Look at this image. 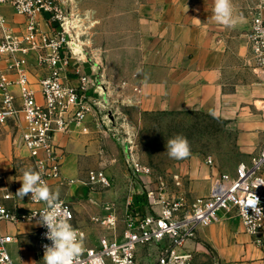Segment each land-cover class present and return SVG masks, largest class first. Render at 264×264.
Masks as SVG:
<instances>
[{"label": "crops", "instance_id": "1", "mask_svg": "<svg viewBox=\"0 0 264 264\" xmlns=\"http://www.w3.org/2000/svg\"><path fill=\"white\" fill-rule=\"evenodd\" d=\"M126 1L127 7L113 11L124 18L119 29L106 36L105 46H129L132 54L115 56L100 49L102 52H94L93 61L82 64L83 72L105 87L103 99L111 121L107 129L119 130L124 111L139 115L195 113L225 121L232 133V149L221 156H209L214 166L205 160V165L189 172L205 181L210 193L222 173L234 174L241 163L250 165L264 144V76L255 70L247 43L251 9L258 0H232L238 23L231 28L213 19V0ZM3 11L12 21H24L9 7ZM29 70L31 87L42 102L38 83L46 71L34 56ZM68 76L70 83H78L72 68ZM13 91L19 97V88L13 87ZM89 94L98 97L94 88ZM95 111L83 124H73L68 132L55 135L54 143L62 156L63 181L50 182L59 201L72 205L75 226L85 231L87 246H95L101 236L111 235L93 218L101 220L112 212L123 174L119 142L106 127H99L100 109L96 107ZM21 127L13 121L0 125V178L14 197L6 202L9 208L37 209L44 204L31 203L28 195L22 200L15 195L21 187L22 171H37L35 157L21 144ZM37 156L42 157V153ZM225 157L227 161L222 160ZM93 170H103L112 186L86 185ZM262 172L264 176V168ZM138 205L143 214L150 213L146 201ZM132 210L138 212L137 208ZM0 228L14 238L10 251L16 264H42L37 258L36 223ZM206 248L215 254L218 264H264V248L256 245L255 237L246 233L238 217L220 213L218 221L200 228L185 246L191 253H206Z\"/></svg>", "mask_w": 264, "mask_h": 264}, {"label": "built area", "instance_id": "2", "mask_svg": "<svg viewBox=\"0 0 264 264\" xmlns=\"http://www.w3.org/2000/svg\"><path fill=\"white\" fill-rule=\"evenodd\" d=\"M6 7L24 21H12L3 11ZM251 11L253 17L247 43L255 70L264 76V0H258ZM87 19L89 16L80 13L76 0H0V125L13 121L21 127V120H24L21 144L35 157L37 171L49 187L51 181H63L62 156L54 143L55 135L68 132L73 124H83L88 116L95 114L96 107L101 113L99 127L107 129L111 122L108 104L103 99L104 85L96 84L82 69L85 60L95 58L90 49L92 42L88 34L91 26ZM32 56L46 71L38 83L42 102L37 100L30 83ZM95 64L100 66L96 61ZM71 68L77 84L69 82ZM13 87L19 88V97ZM93 88L98 94L96 98L89 94ZM107 131L121 140L118 129ZM122 142L134 187L135 180L149 175L151 169L134 154L132 140L125 138ZM39 152L42 157L37 156ZM206 163L214 166L211 157ZM263 168L264 144L250 165L241 163L234 174L222 173L207 196L192 201L184 197L168 201L160 196L155 201L160 208L154 213L142 215L127 210L125 227L120 234L113 212L101 220L93 218L111 232V235L101 236L95 246H87L85 231L75 226L72 205L59 201L68 222L84 237V250L77 264H143L150 255L145 257L142 250L150 252L152 247L158 249V254L147 264H194L192 253L185 249L186 243L195 238L200 228L218 221L220 213L240 218L246 233L255 237L257 246L264 248ZM74 182L70 180V183ZM85 184L103 188L112 186L103 170L90 171ZM13 198L0 178V226L36 223L39 216L35 214L46 207L43 202H33L29 194L31 203L44 206L30 210L11 209L6 202ZM46 231L45 227L38 226L37 258L42 264V245L51 244L44 237ZM13 242L14 238L0 228V264H16L10 251Z\"/></svg>", "mask_w": 264, "mask_h": 264}, {"label": "rangeland", "instance_id": "3", "mask_svg": "<svg viewBox=\"0 0 264 264\" xmlns=\"http://www.w3.org/2000/svg\"><path fill=\"white\" fill-rule=\"evenodd\" d=\"M76 2L80 13L89 16L86 22L88 21L91 26L88 38L92 42L90 47L92 55L94 52H102L100 49L107 50V53L111 52L115 56L132 54L129 46H105L106 36L113 32V29L118 30L121 18H124L119 14H113V11L127 7L126 0H76ZM122 118L119 126L122 138L118 141V147L123 158L121 161L123 174L119 176L121 185L115 190L117 204L112 209L117 217V232L120 230L122 232L125 227V211L137 208L140 214H145L138 205L141 201H146L148 204L146 210L154 213V207L155 211L160 208V205L155 204L160 196H164L168 201L181 197L192 201L209 194L208 188L204 185L205 181L189 172L193 167L200 168L205 165L207 157L214 154L221 156L232 149V133L225 121L195 113L139 115L137 112L128 111L123 112ZM177 135L186 137L190 144L191 154L183 160L171 159L166 151L167 140ZM125 138L132 140L131 146L138 160L151 169L149 175H143L135 180L134 187L131 185V174L124 153L122 140ZM222 160L227 161V158ZM163 182L165 186L162 185ZM120 215L123 216L121 220ZM206 249V253L192 251L194 264H218L215 254L209 248ZM141 253L145 257L150 255L143 261V264H147L156 258L158 249L152 247L150 252L145 249Z\"/></svg>", "mask_w": 264, "mask_h": 264}, {"label": "clouds", "instance_id": "4", "mask_svg": "<svg viewBox=\"0 0 264 264\" xmlns=\"http://www.w3.org/2000/svg\"><path fill=\"white\" fill-rule=\"evenodd\" d=\"M212 17L218 24L229 28L238 23L232 0H213ZM166 151L174 160L186 159L191 154L189 141L182 135L168 139ZM20 181L21 187L16 196L22 200L30 194L33 202H43L46 205L41 212L35 214L39 216L36 226L45 227L47 231L44 237L51 241V244L42 245L43 264H77L84 250V237L68 222L65 210L59 203L58 193L48 186L40 172L31 168L22 171ZM256 200L258 201L257 198Z\"/></svg>", "mask_w": 264, "mask_h": 264}]
</instances>
